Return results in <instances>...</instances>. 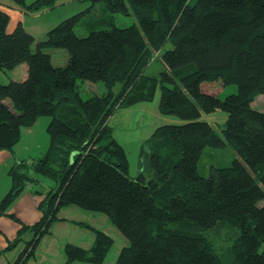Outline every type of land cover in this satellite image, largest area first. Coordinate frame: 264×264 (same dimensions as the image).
Here are the masks:
<instances>
[{
    "label": "trees",
    "instance_id": "obj_1",
    "mask_svg": "<svg viewBox=\"0 0 264 264\" xmlns=\"http://www.w3.org/2000/svg\"><path fill=\"white\" fill-rule=\"evenodd\" d=\"M11 1L36 12L58 0ZM98 1L133 13L137 22L79 36L74 28L86 9L36 40L21 21L10 28V14L0 7V70L26 66L21 81L0 82V149L13 151L23 127L49 117L47 149L29 161L16 158L8 169L0 213L27 185L52 181L39 204L43 215L24 226L33 235L23 242L18 236L0 255L20 240L7 264H25L58 209L76 204L105 213L126 236L114 264H264V110L251 104L264 94V0ZM45 48H65L67 62L54 65ZM157 52L163 69L147 74ZM78 80L101 81L103 89L82 97ZM204 83L237 90L220 98L204 92ZM157 90L159 112L179 122L161 124L143 140L139 155H147L149 175L141 169L130 175L109 121L118 109L152 101ZM216 110L227 114L219 129L202 119ZM225 145L238 157L202 175L204 147ZM233 224L231 244L211 239ZM93 229L91 247L65 244V264L104 261L113 239Z\"/></svg>",
    "mask_w": 264,
    "mask_h": 264
},
{
    "label": "rangeland",
    "instance_id": "obj_2",
    "mask_svg": "<svg viewBox=\"0 0 264 264\" xmlns=\"http://www.w3.org/2000/svg\"><path fill=\"white\" fill-rule=\"evenodd\" d=\"M193 1L194 0H191V3H193ZM86 9L89 10L86 11L81 19L82 21L74 28L75 33L79 36H85L92 29L109 28L111 25L123 27L137 22L133 13L122 14L109 11L103 2L98 0L66 1L60 4L59 7H53V11L42 16L39 21L46 22V20L49 19H56L53 24L47 26L49 30L60 20L79 11H85ZM107 17L110 18V23L109 20L106 19ZM43 30L44 27L34 30L33 36L36 40L45 38L48 30L46 32H43ZM166 47H169L168 42L164 45V48ZM45 51L51 54L52 63L54 65H64L67 62L68 53L65 48H45ZM158 56V52L154 53L147 65V74L158 75L163 69V63ZM22 68V65H18L14 70H7L5 72L0 70V82H8L9 80H7L8 78L6 77L15 81H21V79H23ZM78 83L82 97H87V95H90L93 91L99 92L103 89L101 81L90 82L78 80ZM116 88H118V84H115L114 89L116 90ZM201 88L204 92L217 94L220 98H223L227 94L234 93L237 90L234 84L222 86L221 83H204ZM159 96L160 91L158 90L156 92V98L148 103L150 104L149 106H154ZM251 104L255 108L263 111L264 94L257 95ZM223 114L225 113L222 111L221 113L212 112L202 114V119L207 120L219 129L223 127L227 118V114H225L226 118L223 117ZM144 117H146V115H143L142 112L135 107L133 109L125 110L124 108L116 110L112 119L115 128L114 136L124 147L129 162L130 175H136L140 169L146 171L144 172L145 175H149L147 155H139L141 143L151 134L143 138L142 124ZM48 120V116H42L33 127H23L20 140L15 144L13 151L0 149L2 152V155H0V200L10 188V177L6 173L9 167L7 165L8 159L13 157L14 161L16 158L29 161L31 158L40 156L49 145V135L46 130ZM149 147L150 146L145 145L144 151H147ZM237 155L235 149L230 145L206 146L202 150L198 160V170L202 175H207L210 166H227L234 158L238 157ZM32 185L35 188L38 187L39 191L36 192L31 188H25L12 200L8 207H6V210L0 213V233L11 237L7 244L18 236L21 238V242L28 240L33 233L30 229L25 230L24 226L32 225L43 215V210L39 204L45 188H49L48 186L52 185V181L40 178L39 181H34ZM57 216H63V218H55L50 224L49 230L40 237L35 248L36 256L30 261L31 264H65V244L67 242H74L83 247H91L95 240L93 227L105 231L113 239L110 249L101 264L115 263L118 254H116L114 260L110 258L113 255L115 256V253H118L127 238L117 229L105 213L83 209L76 204H68L58 209ZM225 228L226 229L219 236H211V239L216 244L227 245L233 242L237 234L236 226L233 224ZM21 242L19 240L18 244ZM9 254V252L4 251L0 255V264H5L8 261Z\"/></svg>",
    "mask_w": 264,
    "mask_h": 264
},
{
    "label": "crops",
    "instance_id": "obj_3",
    "mask_svg": "<svg viewBox=\"0 0 264 264\" xmlns=\"http://www.w3.org/2000/svg\"><path fill=\"white\" fill-rule=\"evenodd\" d=\"M66 1L69 0H58L56 3V7H59L60 4L65 3ZM0 7L5 9L6 11H8V13L10 14V21H9V27L12 28L18 21H21L22 25L24 26V28L31 33L32 35H34L33 33L35 32L34 30L40 29L41 27H44L43 32H46L49 28L47 26H50L51 24H53V22L56 19H49L46 20V22L44 21H39V19L44 16L47 15L49 13H51L53 10V8H46L40 11H36V12H26L24 9H22L21 7H19L18 5H16L14 2H12L11 0H0ZM56 9V8H55ZM46 25V27H45ZM22 65V75L23 78L26 76V66L25 64H20ZM14 70V69H13ZM8 78V77H6ZM158 91V90H157ZM156 91V92H157ZM156 98V93L154 95L153 100ZM160 98V96H159ZM159 98L158 100L155 102L154 106H149L150 101H142V102H138L137 104H135L134 106H131L129 108H125L126 109H133L135 107L138 108V110L140 112H142L143 115H146V117L143 118V124H142V128H143V138L147 137L150 133H152L154 131V129L164 123H178L179 120L175 117L172 116H168V115H163L159 112L158 110V102H159ZM215 112H220L219 110H216ZM213 112V113H215ZM226 114V113H225ZM223 114L224 118H226V115ZM114 114L112 115V117L110 118L109 123L114 127L113 123H112V119H113ZM39 119V118H38ZM37 119V121H38ZM142 120V119H139ZM36 121V122H37ZM49 121V120H48ZM35 122V123H36ZM35 123L33 125H35ZM30 126L31 127H33ZM27 129V128H26ZM115 129V128H114ZM115 131V130H114ZM113 131V134H114ZM0 155H2V152L0 150ZM14 159L13 157L8 159L7 161V165L9 166L6 170V173L8 171V169L10 168V166L13 165ZM33 185H27L26 188H31V189H35V187H33ZM20 197V196H19ZM60 218H63V216H59ZM11 237L7 236V235H3L2 233H0V248L6 247L7 246V242ZM73 244H77L74 242H70ZM128 243V241L125 239L123 246H125ZM79 245V244H78ZM81 246V245H80ZM22 244L17 245L16 247L7 250V252H9V257H8V261H12L18 254L19 250L21 249ZM121 247V248H122ZM88 248V247H87ZM120 248V250H121ZM120 250L118 251V253L120 252ZM115 256H111L110 259L114 260L116 257ZM36 256V252L34 253V256H32L31 258H29L28 260H26L25 264H31L30 261ZM7 261V262H8ZM7 262L5 264H7Z\"/></svg>",
    "mask_w": 264,
    "mask_h": 264
}]
</instances>
